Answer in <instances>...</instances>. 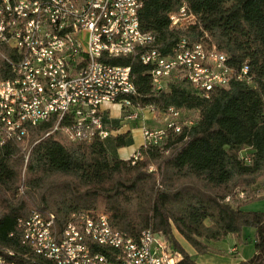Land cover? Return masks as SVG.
Listing matches in <instances>:
<instances>
[{
	"label": "trees",
	"instance_id": "1",
	"mask_svg": "<svg viewBox=\"0 0 264 264\" xmlns=\"http://www.w3.org/2000/svg\"><path fill=\"white\" fill-rule=\"evenodd\" d=\"M140 1V27L154 35L163 54L189 38L223 53L234 69L247 65V78L207 94L185 78L155 91L136 54L110 59L131 67L138 104L195 111L193 125L169 131L161 147L140 145L133 160L117 154L133 143L128 130L72 140L60 128L51 132L55 121L49 119L29 128L23 141H8L0 148V256L36 264L18 226L31 211L64 220L73 212L101 209L114 229L129 236L144 229L161 232L181 252L175 264L200 263L179 245L174 229L201 254L228 236L240 241L242 228L253 227V255L223 264H264V211L226 200L236 192L243 193L244 202L256 199L260 189L254 185L264 177V0ZM181 7L192 23L171 27L169 17ZM0 70L4 76V62ZM70 124L63 120L60 126ZM119 125L110 119L112 128Z\"/></svg>",
	"mask_w": 264,
	"mask_h": 264
},
{
	"label": "built area",
	"instance_id": "2",
	"mask_svg": "<svg viewBox=\"0 0 264 264\" xmlns=\"http://www.w3.org/2000/svg\"><path fill=\"white\" fill-rule=\"evenodd\" d=\"M0 3V148L23 141L29 128L54 119L72 140L105 139L119 128L109 127L110 108L123 112L121 126L140 121L142 145L162 146L168 132L193 125L184 111H162L161 125L145 124L158 108L136 102L131 67L110 59L136 54L148 67L155 91L185 78L206 94L232 80L247 78L248 67L234 69L226 56L205 50L200 42L180 38L168 54L140 27V0H11ZM171 27L184 28L192 17L184 7L169 17ZM63 120L71 124L60 126ZM128 158L137 159V151ZM21 243L42 252L39 264H175L181 253L161 233L142 230L132 237L114 229L105 212L79 211L59 220L41 212L19 220ZM9 251V255L13 256ZM0 264H20L0 256Z\"/></svg>",
	"mask_w": 264,
	"mask_h": 264
},
{
	"label": "rangeland",
	"instance_id": "3",
	"mask_svg": "<svg viewBox=\"0 0 264 264\" xmlns=\"http://www.w3.org/2000/svg\"><path fill=\"white\" fill-rule=\"evenodd\" d=\"M110 114L117 118L121 117V120H123V112H121L120 109L117 108L116 106L110 107ZM152 115L153 114L149 112L146 114L145 124L150 125V126L161 125L162 120H163L162 111H156L155 118H153ZM184 116L195 120L197 117V113L195 111H185ZM125 125L126 127L130 125L132 129L131 132L133 135V138H132L133 145L119 148L117 150V154L119 157H129L131 155V152L136 151L137 146L141 142V138H140L141 135H140V130H139L140 121H136V122L128 121L125 123ZM123 129H126V128H123ZM64 135L68 139L70 138L67 134L64 133ZM25 146H26V142L24 143V147ZM246 152L247 150L242 151L241 155H244ZM254 188L260 189V191L254 196V198L256 199L244 202L245 198H243V193L236 192L228 196L226 200L233 206H242V208L245 210L264 211V197H262L264 196V177H261L258 179L256 184L254 185ZM95 211L103 212L101 209H96ZM173 233L181 247L189 251L191 255H194L193 258L196 259L198 262L204 259L203 262H205V264L206 263L207 264H211V263L219 264L220 262L223 263V262H227L232 259L235 260L237 258H242V257H245V259H247V258H250L255 252V248H254L255 229L253 227H243L242 228L240 241L234 240L236 243H233V240H231V243H230L225 238V240L213 242L211 245V247L213 248L211 252H206V253H201V254H195V250L180 236V234L175 229L173 230ZM227 246H229V248H227ZM233 246H236V248L231 249Z\"/></svg>",
	"mask_w": 264,
	"mask_h": 264
},
{
	"label": "crops",
	"instance_id": "4",
	"mask_svg": "<svg viewBox=\"0 0 264 264\" xmlns=\"http://www.w3.org/2000/svg\"><path fill=\"white\" fill-rule=\"evenodd\" d=\"M111 107V105L109 106V108ZM109 115H110V119H118L119 120V124H121L120 122H121V117L120 118H117V117H115V116H112L111 114H110V112H109ZM121 115H122V113H121ZM110 119H109V127H111L110 126ZM136 124V123H135ZM123 128H126V129H123ZM126 130H128V131H130L131 132V127H130V125L128 126V127H126V125H124V126H121V125H119V131L117 132V133H119V132H122V131H126ZM131 136H132V138H133V135H132V132H131ZM141 138V137H140ZM132 145H133V143H132ZM140 145H142V138H141V142L139 143V145L137 146V148L140 146ZM131 146V145H130ZM137 150V149H136ZM133 152H135V151H133ZM133 152H131V154L133 153ZM122 158H128V157H122ZM226 239L231 243V240H233V243H236L234 240V238H232V237H226ZM223 240H225V239H223ZM228 245V244H227ZM227 248H229V246H227ZM236 248V246H233L231 249H235ZM189 252V251H188ZM191 254V253H190ZM195 254H197L196 252H195ZM201 259V258H200ZM242 259H245V257H242V258H237V259H232V260H229V261H227V262H223V263H233V262H237V261H239V260H242ZM204 261V259L201 261L200 260V264H205V262H203ZM198 262V261H197ZM223 263H219V264H223ZM207 264V263H206ZM211 264H216V263H211ZM218 264V263H217Z\"/></svg>",
	"mask_w": 264,
	"mask_h": 264
},
{
	"label": "bare ground",
	"instance_id": "5",
	"mask_svg": "<svg viewBox=\"0 0 264 264\" xmlns=\"http://www.w3.org/2000/svg\"><path fill=\"white\" fill-rule=\"evenodd\" d=\"M0 3H3L4 6H6V9H13V2H11V0H0ZM181 131V130H180ZM179 131V132H180ZM178 132V133H179ZM165 142L162 143V145ZM32 215H41V213L37 212V211H32ZM28 251L34 255V257L37 258L36 260V264H39V262H44V254H42V252H31L30 249H28ZM31 256V255H30Z\"/></svg>",
	"mask_w": 264,
	"mask_h": 264
}]
</instances>
